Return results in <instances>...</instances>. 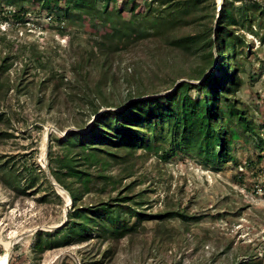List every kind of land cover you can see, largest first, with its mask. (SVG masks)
<instances>
[{
  "label": "rangeland",
  "instance_id": "1",
  "mask_svg": "<svg viewBox=\"0 0 264 264\" xmlns=\"http://www.w3.org/2000/svg\"><path fill=\"white\" fill-rule=\"evenodd\" d=\"M223 1L214 0L216 16ZM147 2L117 0L101 15L72 11L67 16L63 2L47 6L30 0L14 6L0 1V62L7 59L11 82L20 79L24 87L19 93L11 85L0 97V111L8 117L1 123L8 133L0 136L2 249V240L10 239L11 231L24 233L12 245L9 264H43L54 258L58 264H238L251 260L264 264V39L260 20L239 29L243 41L235 45L243 83L234 96L258 131L253 134L235 126L236 160L217 165L185 149L163 158L155 149L140 147L130 155L111 158L104 169L97 163L91 168V189L80 204L120 196L124 204L141 201L137 206L153 217L141 223L133 236L102 239L92 235L41 254L33 249L38 230L61 228L74 209L72 196L67 201L50 177L54 176L50 153L60 151L66 134L88 129L100 112L123 108L139 91L155 86L159 89L147 90L145 96L165 94L180 81L202 79L188 74L193 57L171 48L161 35L148 33ZM15 9H20L22 19L13 14ZM184 33L199 35L187 27L178 35ZM159 55L177 66L175 77L159 70ZM215 67L216 62L208 65L204 75L210 77L211 90H215L211 79ZM168 82H172L169 87ZM190 93L195 98L200 95L193 88ZM43 144L48 146L45 158ZM33 178L34 185L29 187ZM128 182H133L134 195L122 199ZM171 208L194 217L162 221L157 214Z\"/></svg>",
  "mask_w": 264,
  "mask_h": 264
},
{
  "label": "trees",
  "instance_id": "2",
  "mask_svg": "<svg viewBox=\"0 0 264 264\" xmlns=\"http://www.w3.org/2000/svg\"><path fill=\"white\" fill-rule=\"evenodd\" d=\"M4 1L18 6L30 0ZM41 1L47 6L63 2V13L68 16L72 11H88L101 15L117 0ZM155 1L158 2L157 5ZM17 11L20 9H15L13 14L17 19H22ZM216 11L214 0H148L145 13L148 33L161 35L162 41L171 48L181 50L185 57H193L194 62L191 63L188 74L190 77L202 79L198 83L180 81L174 89L165 94L145 96L147 90L159 89L155 86L139 91L136 94L138 97H130V101L123 108H109L100 112L88 129L71 130L66 134L60 141V151L51 152L50 159L54 176L71 193L74 209L70 211L68 221L61 228L52 231L38 230L33 244L36 254L50 248L87 240L92 235L102 239L133 236L141 223L153 217L152 213L137 206L142 204L141 201L134 200L133 204H124L120 196L107 202L80 204L83 194L91 189V168L97 163H101L104 169V163L111 164V158L130 155L134 149L141 147L155 149L163 158L172 156L178 149H185L219 165L236 160L233 152L234 139L238 135L236 125L253 134L258 133L247 110L238 105L234 96L243 83L240 76L242 68L235 56V45L243 41L239 29L251 27L256 20L262 23L264 39V3L262 0H224L218 16ZM215 19L216 27L212 25ZM183 27L196 29L199 35H178ZM6 61L4 58L0 62V97L7 93L11 85H14L19 93L24 89L20 79L11 82L6 73L9 69ZM158 62L159 70L164 74L173 75L178 71L174 63L165 61L161 55ZM215 62V71L211 75L215 90H211L210 77L204 75L206 67ZM165 85L169 87L172 82ZM192 88L200 93L199 97L191 95ZM7 119L6 111L1 110L0 136L8 133L7 130H2L1 126ZM120 150H123V153H120ZM104 152L112 157H108ZM98 174L104 176L100 171ZM114 178L120 182V178ZM132 183L125 185L126 194L122 199L134 195ZM28 185H34V178ZM157 215L163 218L162 221L173 216L194 217L178 208L167 209ZM158 226L161 228L164 225ZM2 252L0 245V254ZM238 264L261 262L251 260Z\"/></svg>",
  "mask_w": 264,
  "mask_h": 264
},
{
  "label": "bare ground",
  "instance_id": "3",
  "mask_svg": "<svg viewBox=\"0 0 264 264\" xmlns=\"http://www.w3.org/2000/svg\"><path fill=\"white\" fill-rule=\"evenodd\" d=\"M46 141H47V133H46ZM47 144H43V149H42V158H45L46 156V151H47ZM61 192H63L66 195L67 201L71 200L70 195L64 190L63 188H59ZM24 233H19L17 231H11L10 233V239L8 240H2L3 245H4V250L0 254V264H9V257H10V252L12 245L16 242L19 241L23 238ZM43 264H58L57 261L54 259L50 261H45Z\"/></svg>",
  "mask_w": 264,
  "mask_h": 264
},
{
  "label": "water",
  "instance_id": "4",
  "mask_svg": "<svg viewBox=\"0 0 264 264\" xmlns=\"http://www.w3.org/2000/svg\"><path fill=\"white\" fill-rule=\"evenodd\" d=\"M220 1H221V0H220ZM221 6H222V3L220 4L219 9L221 8ZM50 177H51L53 183L58 187V189H59V188H63V189L66 190V192L70 195L69 191H68L64 186H62V185H61V184H60V183L54 178V176H53L52 174H50ZM70 197H71V195H70ZM49 227H52V226H49Z\"/></svg>",
  "mask_w": 264,
  "mask_h": 264
}]
</instances>
